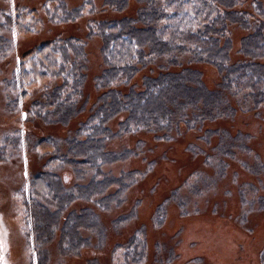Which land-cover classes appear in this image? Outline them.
Wrapping results in <instances>:
<instances>
[{"label": "rangeland", "instance_id": "rangeland-1", "mask_svg": "<svg viewBox=\"0 0 264 264\" xmlns=\"http://www.w3.org/2000/svg\"><path fill=\"white\" fill-rule=\"evenodd\" d=\"M62 1L64 9L60 0H0L1 34L9 42L7 49L0 47V264H126L121 248L137 232L146 244L139 264H264V107H246L230 92L226 94L236 108L234 117L207 120L192 129L181 124L168 140L140 131L108 142V151L128 150L135 156L106 170L118 177L142 173L124 203L104 212L92 202H76L62 216L51 243L38 246L28 199L30 183L44 167L43 140H64L88 118L101 94L96 81L104 68L101 40L96 38L86 44L88 67L79 97V106L86 108L68 125L47 123L38 103L45 102L63 77L47 71L41 60L46 55L40 56L39 50L57 36L85 38L94 18H135L139 9L137 0H128L123 12L104 6L105 0ZM241 1L240 9L255 14L254 0ZM81 4L88 13L96 5V16L63 27L50 22L66 19ZM246 34L242 27L230 26L232 64L244 59L240 50ZM169 59L149 64L131 85L141 89L145 76L168 68H193L202 72L211 90L220 88L222 78L215 66L192 62L187 54L178 56V64ZM122 116L109 123L113 130ZM69 175L67 184L72 186L76 180ZM85 207L98 215L97 228H82L90 245L68 253L61 244L62 229L73 210L80 213Z\"/></svg>", "mask_w": 264, "mask_h": 264}, {"label": "trees", "instance_id": "trees-1", "mask_svg": "<svg viewBox=\"0 0 264 264\" xmlns=\"http://www.w3.org/2000/svg\"><path fill=\"white\" fill-rule=\"evenodd\" d=\"M137 2L135 18H94L87 25L85 38L57 36L39 50L40 56L46 55L41 60L47 71L52 76L63 77V82L46 94L45 102L38 103L41 118L47 123L68 125L86 108L79 106V97L83 95L88 67V42L101 40L104 62L96 81L101 94L90 108L88 118L64 140L54 136L43 140L44 167L31 181L28 199V210L35 222V241L40 247L51 243L62 216L74 203L92 202L107 212L126 200L128 190L142 173L123 172L118 177L106 170L117 161L135 156L128 150L122 154L108 151V142L140 131L153 132L158 138L168 140L172 138V129L181 128V124L192 129L207 120L234 117L236 108L227 92L242 98L246 107H264V0H254L255 14L240 9L241 0ZM103 5L123 12L129 2L105 0ZM84 6L73 7L64 20L53 18L50 22L63 27L96 16V5L89 13L84 12ZM231 25L247 31L240 50L244 59L233 64ZM2 31L0 26V47L7 49L9 42ZM186 54L192 62L218 69L222 78L219 89L211 90L200 70L185 68L173 72L164 65L161 66L168 69L144 77L141 89L131 85L158 58L170 56L168 61L178 64V56ZM190 109L194 112H189ZM120 116L118 129L113 130L109 123ZM69 174L76 180L72 186L67 184ZM113 187L116 191L109 192ZM163 210L160 209V216ZM98 221L92 207H85L80 213L73 210L68 215L61 239L68 253L77 254L90 245V238L83 237L80 230L94 231ZM121 249L126 264H139L145 259V240L138 232Z\"/></svg>", "mask_w": 264, "mask_h": 264}]
</instances>
